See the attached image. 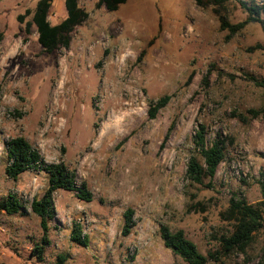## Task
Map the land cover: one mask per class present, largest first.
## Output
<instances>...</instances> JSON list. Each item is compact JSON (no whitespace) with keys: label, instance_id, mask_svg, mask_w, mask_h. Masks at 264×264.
Segmentation results:
<instances>
[{"label":"rangeland","instance_id":"374dc122","mask_svg":"<svg viewBox=\"0 0 264 264\" xmlns=\"http://www.w3.org/2000/svg\"><path fill=\"white\" fill-rule=\"evenodd\" d=\"M37 1L0 0V199L13 196L22 208L0 214V264H55L58 255L64 264H185L164 247L161 226L183 231L203 256L213 253L231 230L222 217L230 199L255 204L264 183V120L244 125L231 116L264 104V90L248 79H264V49L248 51L264 46L259 25L226 41L211 9L192 0H126L112 13L95 10L98 0H79L88 20L68 50L46 55L36 28L25 32L31 16L17 21ZM224 13L231 24L246 17L236 2ZM65 16L64 0H55L49 22ZM165 95L170 101L149 120L148 102ZM199 125L208 143L217 134L225 140L212 191L185 179ZM17 137L45 163H63L92 197L85 203L70 192L52 195L55 217L42 262L31 254L42 233L30 204L46 191L47 178L38 171L16 182L5 176V145ZM192 195L205 213H186ZM127 210L132 226L123 236ZM74 225L87 247L71 240ZM263 239L245 254L206 264H257Z\"/></svg>","mask_w":264,"mask_h":264},{"label":"trees","instance_id":"16d2710c","mask_svg":"<svg viewBox=\"0 0 264 264\" xmlns=\"http://www.w3.org/2000/svg\"><path fill=\"white\" fill-rule=\"evenodd\" d=\"M54 0H38L32 11L26 10L24 15H19L17 21L23 24L24 18L31 16V22L25 24V32L29 31L31 25L36 28L37 42L43 54L51 55L61 49L68 50L72 40V34L88 20L89 14L79 5V0H64L65 18L57 25H52L49 14ZM200 9L210 8L219 24V31L226 32L225 40L229 41L239 34L246 25H259L264 34V7L255 0H192ZM126 0H98L94 4V9L103 8L106 12L112 13L118 10ZM236 2L246 17L242 22L231 24L225 15V5ZM2 36L0 34V41ZM264 46L255 45L248 49L249 52L263 50ZM141 52L139 59L143 57ZM193 78L191 73L187 79V84ZM248 79L257 87L264 90V79H256L248 76ZM205 83V80H203ZM170 96H163L155 101L148 102L147 116L149 120H154L159 111L164 109ZM231 116L242 124H248L252 120H264V104L259 108L247 109L244 112H232ZM175 123L168 128L164 140L170 135ZM192 151L186 164L185 179L190 187L198 190H213V179L217 169L224 162L226 156L225 140L220 136L211 141H206L205 127L199 125L192 140ZM4 167L5 176L16 182L19 177L28 171L43 172L47 178V189L40 198H35L30 204V211L39 219V227L42 239L36 243L31 251L32 257L37 262L44 259V247L48 245L49 223L54 220L55 211L52 195L56 191L74 193L75 197L82 202H91V194L85 186L76 187L74 174L63 164H47L39 156L38 152L23 138L17 137L8 141L5 145ZM264 176V172L260 177ZM207 181V182H206ZM260 189V200L255 204H248L244 198L232 197L228 207L222 217L230 223L231 230L217 239V248L213 253L203 256L196 246L189 241L183 231L172 232L166 226L159 228V236L165 248L173 255L180 258L185 264H206L209 260L218 263L222 258H226L233 253L245 254L255 243L256 238L263 235L264 238V183L258 182ZM196 195L191 196V201L187 205L186 213L203 214L207 210L205 203L195 201ZM20 202L13 196L0 199V214L15 216L22 211ZM133 212L127 210L124 215V225L122 235L127 236L132 226ZM71 240L76 244L87 247L88 239L82 236L79 226L74 225L71 229ZM66 256L58 255L55 264H64ZM257 264H264V239L262 242L261 256Z\"/></svg>","mask_w":264,"mask_h":264},{"label":"crops","instance_id":"0c3cea01","mask_svg":"<svg viewBox=\"0 0 264 264\" xmlns=\"http://www.w3.org/2000/svg\"><path fill=\"white\" fill-rule=\"evenodd\" d=\"M55 4V0L52 2V6ZM52 8V7H51ZM100 12L101 11H104V9L103 8H101L100 10H99Z\"/></svg>","mask_w":264,"mask_h":264},{"label":"built area","instance_id":"2783aa9c","mask_svg":"<svg viewBox=\"0 0 264 264\" xmlns=\"http://www.w3.org/2000/svg\"><path fill=\"white\" fill-rule=\"evenodd\" d=\"M258 3L264 7V0H261V2Z\"/></svg>","mask_w":264,"mask_h":264}]
</instances>
